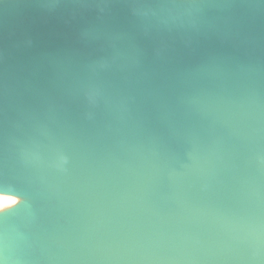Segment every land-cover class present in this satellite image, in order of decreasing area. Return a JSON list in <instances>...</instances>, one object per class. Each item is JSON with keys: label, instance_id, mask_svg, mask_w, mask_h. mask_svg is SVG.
<instances>
[{"label": "water", "instance_id": "obj_1", "mask_svg": "<svg viewBox=\"0 0 264 264\" xmlns=\"http://www.w3.org/2000/svg\"><path fill=\"white\" fill-rule=\"evenodd\" d=\"M0 264H264V0H0Z\"/></svg>", "mask_w": 264, "mask_h": 264}, {"label": "bare ground", "instance_id": "obj_2", "mask_svg": "<svg viewBox=\"0 0 264 264\" xmlns=\"http://www.w3.org/2000/svg\"><path fill=\"white\" fill-rule=\"evenodd\" d=\"M18 201V198L11 196V195H5V194H0V210L5 207H9Z\"/></svg>", "mask_w": 264, "mask_h": 264}, {"label": "snow or ice", "instance_id": "obj_3", "mask_svg": "<svg viewBox=\"0 0 264 264\" xmlns=\"http://www.w3.org/2000/svg\"><path fill=\"white\" fill-rule=\"evenodd\" d=\"M13 203H15V201H13Z\"/></svg>", "mask_w": 264, "mask_h": 264}]
</instances>
